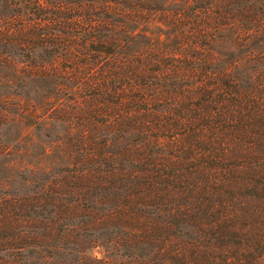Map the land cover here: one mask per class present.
I'll use <instances>...</instances> for the list:
<instances>
[{
	"label": "trees",
	"instance_id": "trees-1",
	"mask_svg": "<svg viewBox=\"0 0 264 264\" xmlns=\"http://www.w3.org/2000/svg\"><path fill=\"white\" fill-rule=\"evenodd\" d=\"M213 14L237 52L129 78L104 153L2 200L0 264H264V0Z\"/></svg>",
	"mask_w": 264,
	"mask_h": 264
},
{
	"label": "rangeland",
	"instance_id": "rangeland-1",
	"mask_svg": "<svg viewBox=\"0 0 264 264\" xmlns=\"http://www.w3.org/2000/svg\"><path fill=\"white\" fill-rule=\"evenodd\" d=\"M220 7L226 0H0V214L13 205L3 199L106 151L129 78L165 80L175 66L182 78L236 53L230 32H216ZM13 253L0 258L14 263Z\"/></svg>",
	"mask_w": 264,
	"mask_h": 264
}]
</instances>
